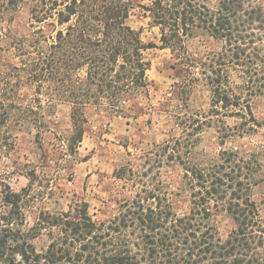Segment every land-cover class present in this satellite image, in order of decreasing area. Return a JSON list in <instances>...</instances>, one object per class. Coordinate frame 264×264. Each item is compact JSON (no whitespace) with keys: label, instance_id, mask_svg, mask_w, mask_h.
<instances>
[{"label":"trees","instance_id":"16d2710c","mask_svg":"<svg viewBox=\"0 0 264 264\" xmlns=\"http://www.w3.org/2000/svg\"><path fill=\"white\" fill-rule=\"evenodd\" d=\"M136 6L159 28V47L169 49L178 64L202 66L212 89L204 120L199 112H185V137L157 150L158 169L174 161L184 168L189 212L174 211L160 179L137 189L134 171L123 167L116 177H128L136 190L108 222L93 220L82 202L74 210L40 212L25 231L24 192L6 186L0 264H264V220L252 200L260 179L258 153L222 151L218 160L203 166H189L184 158L190 152L189 136L204 125L221 123V140L261 127L248 97L264 89V0H0V50L16 59L0 69V147L9 143L14 125L21 130L30 123L39 137L46 113L64 102L71 107L68 148L74 153L86 130L88 107L124 114L135 107L128 104L134 95L148 94L151 63L145 52L156 44L144 42L140 30L129 24ZM23 8L29 31L19 34L11 24ZM202 33L220 40L222 49L196 61L186 42ZM231 70L239 73L240 84L230 82ZM22 88L32 90L35 105L15 100ZM223 116L241 120L230 126ZM219 217L230 224L224 233L217 226ZM42 231L50 241L37 250L32 240Z\"/></svg>","mask_w":264,"mask_h":264},{"label":"rangeland","instance_id":"374dc122","mask_svg":"<svg viewBox=\"0 0 264 264\" xmlns=\"http://www.w3.org/2000/svg\"><path fill=\"white\" fill-rule=\"evenodd\" d=\"M134 1L138 4L150 2ZM27 21L28 10L23 8L11 29L25 34L29 31ZM150 22L141 7L133 9L129 24L140 30L144 42H153L156 47L145 52L151 63L147 71L148 94L134 95L128 103L135 105L131 111L124 110V114L116 115L102 107H88L85 110L86 130L74 153L68 148L72 132L68 103L57 102L46 113V124L39 137L30 123L21 130L15 125L9 129L12 137L8 138L5 147H0V212L4 210L1 197L6 186L14 192H24L22 208L26 222L23 230L32 228L42 211L74 210L75 205L82 202L88 204V213L93 220L108 222L118 213L120 204L132 196L131 190L141 188L142 182H156L155 178L160 179L171 194L174 211L178 215L189 212L191 202L184 186V168L174 161L166 162L158 169V147L185 137L181 127L185 112H199L204 120L211 108L213 93L202 74V66L178 64L169 49L159 47V28ZM186 45L191 58L196 61H205L222 49V42L206 33L190 38ZM11 63H16L12 53L0 50V69L6 70ZM229 80L241 83L235 70L230 71ZM32 97L31 89L22 88L15 100L22 105H35ZM248 99L252 114L261 127L240 137L234 135L221 140L218 129L221 123L213 122L211 127L204 125L189 136L190 152L184 158L189 166H203L218 160L222 151L258 153L260 179L253 186L252 200L264 220V89L251 92ZM222 120L233 126L241 119L223 116ZM123 167L134 171L135 183L139 182L136 188L131 186L128 177H116V171ZM217 226L224 233L230 224L219 217ZM49 241L47 231L32 240L37 250L46 248ZM261 261L264 263V248Z\"/></svg>","mask_w":264,"mask_h":264}]
</instances>
